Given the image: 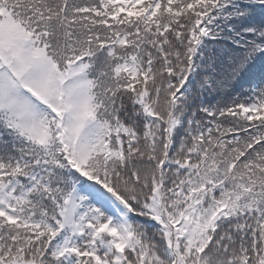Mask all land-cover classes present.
Segmentation results:
<instances>
[{
	"label": "snow or ice",
	"instance_id": "snow-or-ice-1",
	"mask_svg": "<svg viewBox=\"0 0 264 264\" xmlns=\"http://www.w3.org/2000/svg\"><path fill=\"white\" fill-rule=\"evenodd\" d=\"M0 264H264V0H0Z\"/></svg>",
	"mask_w": 264,
	"mask_h": 264
}]
</instances>
